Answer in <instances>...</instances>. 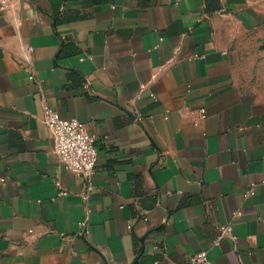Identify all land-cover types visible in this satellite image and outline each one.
<instances>
[{"label":"crops","instance_id":"crops-1","mask_svg":"<svg viewBox=\"0 0 264 264\" xmlns=\"http://www.w3.org/2000/svg\"><path fill=\"white\" fill-rule=\"evenodd\" d=\"M8 1L0 264H264V0ZM46 107L95 135L90 191Z\"/></svg>","mask_w":264,"mask_h":264},{"label":"built area","instance_id":"built-area-1","mask_svg":"<svg viewBox=\"0 0 264 264\" xmlns=\"http://www.w3.org/2000/svg\"><path fill=\"white\" fill-rule=\"evenodd\" d=\"M9 1L0 0V11L7 9ZM33 80V75L29 76ZM201 120L205 119L206 111L201 108L197 111ZM133 121L137 124L143 122L141 113H133ZM43 122L53 134L55 146L54 153L61 167L80 179L83 180L87 191L91 190V182L97 165L98 152L96 148V137L87 130L84 123L76 118H62L56 110L45 108L43 111ZM253 194L251 187L245 192V197H250ZM65 191L60 190L57 197L66 196ZM80 235H84L87 231V223H80ZM218 236L215 244L223 237L233 239L232 226L221 225L217 227ZM157 264H164L163 262ZM187 264H212L208 258L207 251H201L193 255Z\"/></svg>","mask_w":264,"mask_h":264},{"label":"trees","instance_id":"trees-1","mask_svg":"<svg viewBox=\"0 0 264 264\" xmlns=\"http://www.w3.org/2000/svg\"><path fill=\"white\" fill-rule=\"evenodd\" d=\"M206 9L210 12H214L219 9V0H205ZM156 257L141 255L140 261L137 264H155Z\"/></svg>","mask_w":264,"mask_h":264}]
</instances>
